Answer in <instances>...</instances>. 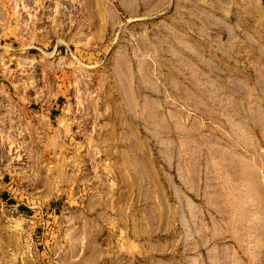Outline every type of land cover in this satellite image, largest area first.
Listing matches in <instances>:
<instances>
[{
    "label": "rangeland",
    "instance_id": "rangeland-1",
    "mask_svg": "<svg viewBox=\"0 0 264 264\" xmlns=\"http://www.w3.org/2000/svg\"><path fill=\"white\" fill-rule=\"evenodd\" d=\"M0 264H264V0H0Z\"/></svg>",
    "mask_w": 264,
    "mask_h": 264
}]
</instances>
